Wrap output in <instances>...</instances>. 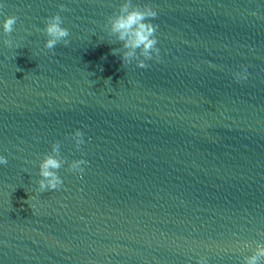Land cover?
Segmentation results:
<instances>
[{
	"label": "water",
	"instance_id": "95a60500",
	"mask_svg": "<svg viewBox=\"0 0 264 264\" xmlns=\"http://www.w3.org/2000/svg\"><path fill=\"white\" fill-rule=\"evenodd\" d=\"M120 2L0 0V264H241L264 244V0H131L157 13L144 68L107 31ZM52 141L62 184L41 191Z\"/></svg>",
	"mask_w": 264,
	"mask_h": 264
},
{
	"label": "clouds",
	"instance_id": "9594fccd",
	"mask_svg": "<svg viewBox=\"0 0 264 264\" xmlns=\"http://www.w3.org/2000/svg\"><path fill=\"white\" fill-rule=\"evenodd\" d=\"M58 8L63 9L60 4ZM157 13L154 8L149 5L143 7L132 5L131 0H121L117 10L107 19V31L114 34L115 38L121 41V47L124 49L120 53L122 64L128 62L129 57L135 55L134 50L139 49V57L136 58L135 64L137 67H147L145 61L158 58V48L156 47L157 40L154 35L156 25L152 20ZM16 22L14 15H3L0 13V37L6 36L13 31V25ZM45 35L43 40V48L51 52L54 46L58 43L67 44L66 37L68 30L62 26V20L59 14L53 13L44 18L43 28L41 29ZM0 43L9 45V40L0 39ZM113 54L115 49L111 50ZM232 78L235 82H240L248 77V72L244 65H240L239 70H234ZM74 147L77 149L84 142L82 132L77 128L70 133ZM6 163V157L0 154V166ZM65 164V160L60 156L58 142L52 141L48 152L42 154L37 164L38 179L35 181L37 188L41 191L45 189L54 190L61 186L62 181L57 175L56 169H59ZM87 161L83 158H77L67 161L69 171H74L79 174L83 171V165ZM264 244L257 243L255 248L241 259V264H264ZM195 264H207L203 257H197Z\"/></svg>",
	"mask_w": 264,
	"mask_h": 264
}]
</instances>
